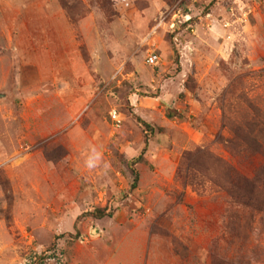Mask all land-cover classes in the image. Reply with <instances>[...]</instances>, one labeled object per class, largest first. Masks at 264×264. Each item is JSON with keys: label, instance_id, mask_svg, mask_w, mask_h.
Here are the masks:
<instances>
[{"label": "rangeland", "instance_id": "rangeland-1", "mask_svg": "<svg viewBox=\"0 0 264 264\" xmlns=\"http://www.w3.org/2000/svg\"><path fill=\"white\" fill-rule=\"evenodd\" d=\"M33 261L264 264V0H0V264Z\"/></svg>", "mask_w": 264, "mask_h": 264}, {"label": "trees", "instance_id": "trees-1", "mask_svg": "<svg viewBox=\"0 0 264 264\" xmlns=\"http://www.w3.org/2000/svg\"><path fill=\"white\" fill-rule=\"evenodd\" d=\"M144 127L146 129H148L149 131H151L149 126L144 125ZM145 150H146V143H145L144 148L142 149L141 153L136 158H134L133 160H131V161H129L127 163V167H128V169H129V171L131 172V175H132V183H131V186H130V190H135L137 188V186H138L139 174L135 170L134 167H135L136 164H138V163H140L142 161V158H143V155L145 153ZM227 171H228L227 173L230 176L229 175L226 176V180H229L228 184L230 185L232 190L233 189L239 190L238 186L241 183H243L244 187L246 188V192L247 193L245 195H242V197L244 198V200H246L247 203L255 202L256 201L255 199L259 198L258 193H257L258 192L257 185H256L257 183H255V180H254V182H252V181H249L247 179H244V178L240 177V175H238L237 173H234V171H232L231 169H227ZM231 195L233 197L235 196L236 200H237V195L234 192ZM244 205L245 206H250V207H252L253 209H255L257 211L260 210V207L257 206V205H249V204H244ZM85 216L92 217L93 219H96V220H101V219H104V218H111L113 216V212H112V210H109V209H106V208H104V209H96L93 212L86 214ZM30 264H41V263H36L35 261H33Z\"/></svg>", "mask_w": 264, "mask_h": 264}, {"label": "built area", "instance_id": "built-area-1", "mask_svg": "<svg viewBox=\"0 0 264 264\" xmlns=\"http://www.w3.org/2000/svg\"><path fill=\"white\" fill-rule=\"evenodd\" d=\"M159 60V56L153 52L147 55L146 64L150 67H153L159 62ZM108 116L113 127L118 128L121 124L120 114L115 109H112L109 111Z\"/></svg>", "mask_w": 264, "mask_h": 264}]
</instances>
